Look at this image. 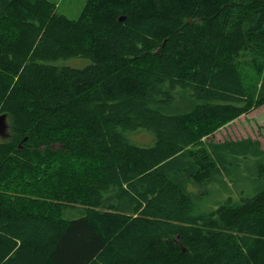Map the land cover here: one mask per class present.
<instances>
[{
  "label": "trees",
  "instance_id": "1",
  "mask_svg": "<svg viewBox=\"0 0 264 264\" xmlns=\"http://www.w3.org/2000/svg\"><path fill=\"white\" fill-rule=\"evenodd\" d=\"M263 105L264 0H0V264H264V149L207 141ZM235 153L263 186L198 210Z\"/></svg>",
  "mask_w": 264,
  "mask_h": 264
},
{
  "label": "rangeland",
  "instance_id": "2",
  "mask_svg": "<svg viewBox=\"0 0 264 264\" xmlns=\"http://www.w3.org/2000/svg\"><path fill=\"white\" fill-rule=\"evenodd\" d=\"M49 1L56 5L58 14L69 19H76L86 2V0ZM67 64L82 67L87 64V60H70ZM128 137L131 142L139 145H149L153 142L152 134L144 130L129 133ZM247 138L258 141L260 147L264 149V105L215 131L210 136V140L207 141L222 144L223 142H235ZM230 158L233 166H231L229 173L223 174L222 182L217 177L218 181H211L199 190L193 186L189 188L191 192L199 196V199H196L198 210L203 212L213 211L228 198H233L238 194L251 197L258 193L261 185L263 186L258 175V165L261 162L259 157H241L238 153H235L234 156L230 155ZM235 161L237 163H234Z\"/></svg>",
  "mask_w": 264,
  "mask_h": 264
},
{
  "label": "water",
  "instance_id": "3",
  "mask_svg": "<svg viewBox=\"0 0 264 264\" xmlns=\"http://www.w3.org/2000/svg\"><path fill=\"white\" fill-rule=\"evenodd\" d=\"M7 116L5 114L0 115V137L4 138L7 135L8 124Z\"/></svg>",
  "mask_w": 264,
  "mask_h": 264
},
{
  "label": "crops",
  "instance_id": "4",
  "mask_svg": "<svg viewBox=\"0 0 264 264\" xmlns=\"http://www.w3.org/2000/svg\"><path fill=\"white\" fill-rule=\"evenodd\" d=\"M252 112H253V111H252ZM250 113H251V112H249V114H250ZM246 115H248V114H246ZM246 115H242V116H246ZM242 116H241V117H242ZM239 118H240V117H239ZM236 120H237V119H236ZM236 120H234V121H236ZM234 121H233V122H234ZM233 122H231V123H233Z\"/></svg>",
  "mask_w": 264,
  "mask_h": 264
}]
</instances>
